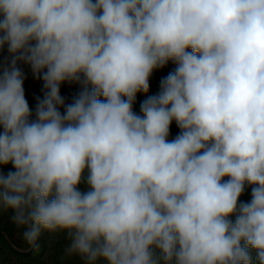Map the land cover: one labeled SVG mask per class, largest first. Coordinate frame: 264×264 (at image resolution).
Here are the masks:
<instances>
[{"label":"clouds","instance_id":"clouds-1","mask_svg":"<svg viewBox=\"0 0 264 264\" xmlns=\"http://www.w3.org/2000/svg\"><path fill=\"white\" fill-rule=\"evenodd\" d=\"M5 46L0 210L26 245L64 231L85 264H264V0H0ZM20 63L44 82L35 119Z\"/></svg>","mask_w":264,"mask_h":264},{"label":"rangeland","instance_id":"rangeland-1","mask_svg":"<svg viewBox=\"0 0 264 264\" xmlns=\"http://www.w3.org/2000/svg\"><path fill=\"white\" fill-rule=\"evenodd\" d=\"M24 70V80L27 81L29 78L36 80L34 83V88L32 89L30 85L24 83L25 98L29 104L32 111L31 119H35V110L38 100H42L44 97V82L42 78L38 79L34 76L33 72L30 77L27 76L31 71V66L25 63H21ZM169 70L176 68V64L169 61L164 67ZM158 68V69H162ZM165 69V70H166ZM158 70L155 69L149 78V81L154 84L155 91L159 88L157 80H161V76H157ZM162 71V70H159ZM168 75V74H166ZM164 79V78H163ZM37 82L41 86L40 93L37 89ZM68 85V92H65V88ZM28 86V87H27ZM81 90V86L77 83L64 82L60 86V94L65 99V104H70L73 102L74 98L78 95ZM141 97L139 96L138 99ZM101 99H103L101 97ZM138 103L139 100L137 101ZM63 113L64 108H60ZM85 178V177H84ZM86 183V182H85ZM82 182L78 188L82 192H86V186ZM11 211H1L0 214V244L8 249V254L10 258L9 264H82L81 262L69 261L65 258L67 257V249L70 246L71 240L68 237L67 232L60 231L56 233H50L48 231H41V234L37 240V248H32L26 245L22 238L23 229H18L11 220ZM4 251V250H3Z\"/></svg>","mask_w":264,"mask_h":264},{"label":"crops","instance_id":"crops-1","mask_svg":"<svg viewBox=\"0 0 264 264\" xmlns=\"http://www.w3.org/2000/svg\"><path fill=\"white\" fill-rule=\"evenodd\" d=\"M8 59H10L9 57V53L7 51V47L5 46L4 49L0 50V71H2V67L7 63ZM23 73L25 74V70L22 66V64L20 63L18 65ZM166 68H162V69H157L158 73H157V76H161V80H163V78H166L167 75L166 74H169L171 72L174 71V69H171L168 71V69ZM159 70H162V71H159ZM32 74V69L31 71L29 72V74H27L28 77H30ZM40 79V78H38ZM36 82L35 79L33 78H28L27 81L24 80V83L28 84V86L30 85V87L33 89L34 88V83ZM152 81H149V90L147 93H144V92H138L136 94V98L133 102V105H132V109H133V112L137 115H142V112H141V105L142 103L149 97V96H154V95H158L160 90H161V81L157 80L158 82V90L155 91V88H154V84L151 83ZM24 86V85H23ZM27 86V87H28ZM25 87V86H24ZM37 89H38V92L40 93V90H41V86L39 84V82H37ZM141 97L140 99H138V97ZM139 100V102L141 103H138L137 101ZM0 131H2V129H0ZM180 133V129L177 127L175 121H174V124L172 127H170V135L168 137L169 140L171 139H174L178 134ZM9 171H14V168L12 167L11 164H8V165H0V172H3L4 174H7ZM84 175V183L86 182V177H87V171H85V173L83 174ZM227 179V177L225 178ZM85 185H87L85 183ZM86 190L88 191L89 190V187L88 185L86 186ZM240 202H249L251 200V186H247L245 187V191L244 193L240 196L239 198ZM1 211L0 210V214H1ZM234 219V217H233ZM71 244V242H70ZM4 250V251H3ZM8 252V249L6 247H3L1 244H0V264H9L10 262V258H9V254L7 253ZM251 255H252V258H253V264H258V261L256 260V253L254 250H252L251 252ZM67 257L65 258L66 260H69V261H76V262H81L82 264H85V260H83L78 254H74V255H66ZM96 264H107V261L104 260V259H99L96 261Z\"/></svg>","mask_w":264,"mask_h":264},{"label":"water","instance_id":"water-1","mask_svg":"<svg viewBox=\"0 0 264 264\" xmlns=\"http://www.w3.org/2000/svg\"><path fill=\"white\" fill-rule=\"evenodd\" d=\"M65 92H66V93L68 92V85H67L66 88H65Z\"/></svg>","mask_w":264,"mask_h":264},{"label":"built area","instance_id":"built-area-1","mask_svg":"<svg viewBox=\"0 0 264 264\" xmlns=\"http://www.w3.org/2000/svg\"><path fill=\"white\" fill-rule=\"evenodd\" d=\"M173 124H174V121L172 122V124H171V126H170V127H172V126H173Z\"/></svg>","mask_w":264,"mask_h":264}]
</instances>
